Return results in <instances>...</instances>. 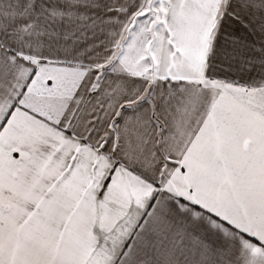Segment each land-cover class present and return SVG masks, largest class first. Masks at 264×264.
Masks as SVG:
<instances>
[{"label": "snow or ice", "instance_id": "1", "mask_svg": "<svg viewBox=\"0 0 264 264\" xmlns=\"http://www.w3.org/2000/svg\"><path fill=\"white\" fill-rule=\"evenodd\" d=\"M0 264H264V0H0Z\"/></svg>", "mask_w": 264, "mask_h": 264}]
</instances>
